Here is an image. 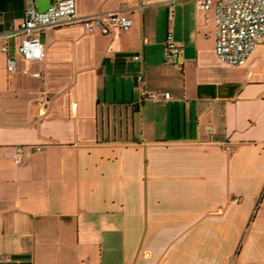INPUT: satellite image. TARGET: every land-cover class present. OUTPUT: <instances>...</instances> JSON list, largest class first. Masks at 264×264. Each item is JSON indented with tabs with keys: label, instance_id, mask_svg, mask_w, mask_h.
Listing matches in <instances>:
<instances>
[{
	"label": "crops",
	"instance_id": "0c3cea01",
	"mask_svg": "<svg viewBox=\"0 0 264 264\" xmlns=\"http://www.w3.org/2000/svg\"><path fill=\"white\" fill-rule=\"evenodd\" d=\"M53 1L0 0V264H264V43L233 67L198 0H76L131 26L49 27L25 66L1 36Z\"/></svg>",
	"mask_w": 264,
	"mask_h": 264
},
{
	"label": "built area",
	"instance_id": "2783aa9c",
	"mask_svg": "<svg viewBox=\"0 0 264 264\" xmlns=\"http://www.w3.org/2000/svg\"><path fill=\"white\" fill-rule=\"evenodd\" d=\"M200 9L212 11L214 20V50L217 57L224 63L233 67H242L246 64L252 52L264 43V0H198ZM73 23L82 24L86 31H98L107 35L113 28L126 30L131 26V20L123 13L115 12L103 17L93 15L79 18L76 13V0H54L44 11L29 8L24 12L22 22L16 27L10 25L2 38L11 36H23L24 39L16 47L25 66H30L34 61H42L43 47L39 36L49 27H58ZM6 53V69L9 73L15 70V59L8 56V46L5 43L1 47ZM180 49L168 34L165 42V59L172 61ZM139 61L140 57L135 56ZM142 82V76H138ZM264 81V76H263ZM141 98L159 101L170 99V93L163 95L147 93L144 89L140 93ZM206 130L213 132L212 126ZM24 155V149L18 146L12 152L14 163L19 165Z\"/></svg>",
	"mask_w": 264,
	"mask_h": 264
}]
</instances>
